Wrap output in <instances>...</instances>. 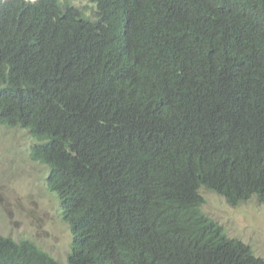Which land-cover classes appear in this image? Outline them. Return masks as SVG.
Listing matches in <instances>:
<instances>
[{
    "label": "trees",
    "instance_id": "1",
    "mask_svg": "<svg viewBox=\"0 0 264 264\" xmlns=\"http://www.w3.org/2000/svg\"><path fill=\"white\" fill-rule=\"evenodd\" d=\"M88 2L0 0V125L69 233L0 264H264L199 193L264 203V0Z\"/></svg>",
    "mask_w": 264,
    "mask_h": 264
},
{
    "label": "rangeland",
    "instance_id": "2",
    "mask_svg": "<svg viewBox=\"0 0 264 264\" xmlns=\"http://www.w3.org/2000/svg\"><path fill=\"white\" fill-rule=\"evenodd\" d=\"M90 11L88 0H68ZM32 140L21 127L0 125V235L28 238L54 258L65 262L68 227L59 218V203L45 186L43 165L30 159ZM202 211L231 238L250 246L264 259V203L251 197L229 204L222 196L200 188Z\"/></svg>",
    "mask_w": 264,
    "mask_h": 264
}]
</instances>
